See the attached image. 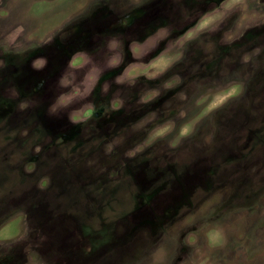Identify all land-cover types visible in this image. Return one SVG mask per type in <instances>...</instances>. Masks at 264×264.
Returning a JSON list of instances; mask_svg holds the SVG:
<instances>
[{
    "label": "rangeland",
    "instance_id": "obj_1",
    "mask_svg": "<svg viewBox=\"0 0 264 264\" xmlns=\"http://www.w3.org/2000/svg\"><path fill=\"white\" fill-rule=\"evenodd\" d=\"M0 208L2 264H264V0H0Z\"/></svg>",
    "mask_w": 264,
    "mask_h": 264
},
{
    "label": "snow or ice",
    "instance_id": "obj_2",
    "mask_svg": "<svg viewBox=\"0 0 264 264\" xmlns=\"http://www.w3.org/2000/svg\"><path fill=\"white\" fill-rule=\"evenodd\" d=\"M98 6H99V4L93 5V7H98ZM113 46H115V45H113ZM84 50L87 51V49H84ZM175 70L176 69L173 68L171 71H175ZM171 71L168 73V75L171 74ZM162 79H167V76L162 77ZM152 106L155 107V105H152ZM86 115L91 116L92 115L91 111L86 113ZM4 221H5V217L3 216L2 208H0V255H2V253H3V243L5 241L11 239L10 236L6 235L7 228L3 226L4 225ZM19 224H20L19 220L15 221V225H19ZM27 226L30 228L31 221L27 222ZM16 235H19V232H17ZM218 236H219V233H216V234L210 233V238L213 239L214 241H215L216 237H218ZM14 246L23 249V242L17 241ZM35 250L36 251H41L39 248H36ZM42 255H43V253H42ZM0 264H2V261H0ZM21 264H23V262H21Z\"/></svg>",
    "mask_w": 264,
    "mask_h": 264
}]
</instances>
